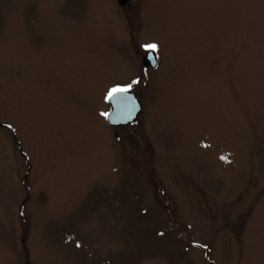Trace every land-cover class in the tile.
<instances>
[{
	"label": "rangeland",
	"instance_id": "obj_1",
	"mask_svg": "<svg viewBox=\"0 0 264 264\" xmlns=\"http://www.w3.org/2000/svg\"><path fill=\"white\" fill-rule=\"evenodd\" d=\"M0 264H264V0H0Z\"/></svg>",
	"mask_w": 264,
	"mask_h": 264
},
{
	"label": "water",
	"instance_id": "obj_2",
	"mask_svg": "<svg viewBox=\"0 0 264 264\" xmlns=\"http://www.w3.org/2000/svg\"><path fill=\"white\" fill-rule=\"evenodd\" d=\"M130 0H118L121 6L126 5ZM144 65L146 67H158V56L155 51H148L144 57ZM108 100V99H107ZM111 108L106 117L111 126L127 125L136 121L142 112L143 105L140 98L133 89L126 95L116 98V100H108Z\"/></svg>",
	"mask_w": 264,
	"mask_h": 264
},
{
	"label": "snow or ice",
	"instance_id": "obj_3",
	"mask_svg": "<svg viewBox=\"0 0 264 264\" xmlns=\"http://www.w3.org/2000/svg\"><path fill=\"white\" fill-rule=\"evenodd\" d=\"M146 50L148 51H155V49L157 48L156 44H147L144 46ZM137 83V81H132L129 84L126 85H115L113 87H111L106 95V99L108 100H116L117 97L122 96V95H126L130 89L132 88L133 84ZM103 115H107L106 113Z\"/></svg>",
	"mask_w": 264,
	"mask_h": 264
},
{
	"label": "flooded vegetation",
	"instance_id": "obj_4",
	"mask_svg": "<svg viewBox=\"0 0 264 264\" xmlns=\"http://www.w3.org/2000/svg\"><path fill=\"white\" fill-rule=\"evenodd\" d=\"M129 3H130V1L126 5H128ZM126 5H124V6H126Z\"/></svg>",
	"mask_w": 264,
	"mask_h": 264
}]
</instances>
